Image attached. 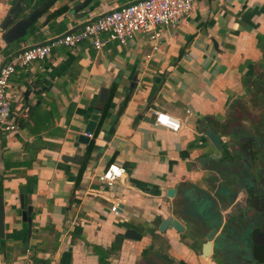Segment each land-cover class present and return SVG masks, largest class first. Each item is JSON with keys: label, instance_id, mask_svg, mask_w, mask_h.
<instances>
[{"label": "crops", "instance_id": "0c3cea01", "mask_svg": "<svg viewBox=\"0 0 264 264\" xmlns=\"http://www.w3.org/2000/svg\"><path fill=\"white\" fill-rule=\"evenodd\" d=\"M45 1L0 0V23L26 21ZM133 1L55 0L22 36L0 39V63ZM158 30L155 43L56 47L8 79L17 129L0 136V264H203L210 227L204 264H223L228 241L247 254L264 211V0H194L184 24ZM153 112L178 131L155 126ZM108 164L124 170L110 187L97 180ZM167 218L182 231H158Z\"/></svg>", "mask_w": 264, "mask_h": 264}, {"label": "built area", "instance_id": "2783aa9c", "mask_svg": "<svg viewBox=\"0 0 264 264\" xmlns=\"http://www.w3.org/2000/svg\"><path fill=\"white\" fill-rule=\"evenodd\" d=\"M194 0H135L86 20L80 28L53 37L43 44H34L11 53L0 63V136L13 133L17 126L11 114L6 87L8 79L18 70H24L32 62L46 59L51 49L71 48L88 41L94 51H100L107 43L125 45L136 35L146 36L152 43L159 38V27L173 29L186 22ZM155 48V46H154ZM153 124L178 131V123L163 113L153 112ZM90 137V135H86ZM124 170L108 164L97 176V180L110 187L120 181ZM118 205L109 211L116 214Z\"/></svg>", "mask_w": 264, "mask_h": 264}, {"label": "water", "instance_id": "95a60500", "mask_svg": "<svg viewBox=\"0 0 264 264\" xmlns=\"http://www.w3.org/2000/svg\"><path fill=\"white\" fill-rule=\"evenodd\" d=\"M55 0H46L43 6L40 10L35 11L31 13L27 20H21L17 21L13 26V18L9 16H5L1 23H0V39L8 44L12 40L20 37L23 35V30L28 27V24H30L33 20H35L37 17H39L40 14L46 11V9L54 2ZM12 26V27H11ZM107 96V90L105 88H102L99 90L98 96H97V103L103 104L106 100ZM97 120V116L92 114L86 123L85 129L83 131V135L79 137L80 141L86 142L87 137L86 135H91L93 128L95 126V122ZM204 135L207 137V139L210 141V143L213 145L214 149L219 152L221 150L219 145V139L212 131H207L204 133ZM212 159H215L216 156L213 155L211 157ZM172 191H168V194H170ZM22 219L25 218V214L22 215ZM167 225H170L174 230L176 231H182V227L173 219L167 218L165 220H162L158 226V231L162 232L164 231L165 227ZM2 226H3V209H2V199L0 197V237L2 236ZM251 230V228H249ZM216 234V229L213 227H210V229L206 232L204 235L205 242L202 244V250L200 255V262L204 264L206 258L210 254V247L212 244V239L214 238ZM125 235L127 237H133L134 233L132 231L127 230Z\"/></svg>", "mask_w": 264, "mask_h": 264}, {"label": "flooded vegetation", "instance_id": "af4514ba", "mask_svg": "<svg viewBox=\"0 0 264 264\" xmlns=\"http://www.w3.org/2000/svg\"><path fill=\"white\" fill-rule=\"evenodd\" d=\"M264 184V182H262ZM264 185L259 186L258 182L256 183V189L258 200L262 201L264 199L263 191H264ZM252 226H249L251 228V234L252 237L249 239V242H245L244 244H248L247 254L250 253V256L247 257V254L244 253L245 249L241 248L239 250L235 244L233 245L228 241L229 245V253L227 260L231 257H235L236 262L238 264H264V211L259 210L258 212H255V215H253V221L251 222ZM244 228L245 225H242ZM243 229V228H242ZM244 249V250H243ZM232 251V252H231ZM225 261L223 260V264H233L231 261Z\"/></svg>", "mask_w": 264, "mask_h": 264}, {"label": "trees", "instance_id": "16d2710c", "mask_svg": "<svg viewBox=\"0 0 264 264\" xmlns=\"http://www.w3.org/2000/svg\"><path fill=\"white\" fill-rule=\"evenodd\" d=\"M235 136V135H234ZM263 148H264V145H263ZM260 158V157H259ZM241 161H244L245 163H246V165H249L248 163H247V161H245V160H241ZM239 164H241V162L239 161ZM258 174L259 175H256V178L254 179V180H257V179H260V173H259V171H258ZM261 175L263 176L264 174H262L261 173ZM259 176V177H258ZM264 188V187H263ZM264 192V191H263ZM0 197H1V187H0Z\"/></svg>", "mask_w": 264, "mask_h": 264}, {"label": "rangeland", "instance_id": "374dc122", "mask_svg": "<svg viewBox=\"0 0 264 264\" xmlns=\"http://www.w3.org/2000/svg\"><path fill=\"white\" fill-rule=\"evenodd\" d=\"M263 112H264V111H263ZM245 160H246V161L248 160V156H246ZM228 251H229V247H228ZM228 253H229V252H227V255H228ZM229 255H230V253H229ZM229 255H228V256H229ZM228 260H229V261H232V262H236L234 256H233V257L230 256V259H228Z\"/></svg>", "mask_w": 264, "mask_h": 264}]
</instances>
